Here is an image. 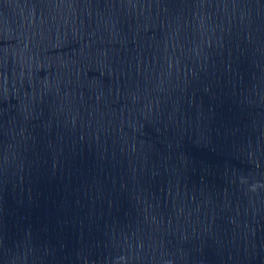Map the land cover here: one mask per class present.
Returning <instances> with one entry per match:
<instances>
[{
    "label": "water",
    "instance_id": "obj_1",
    "mask_svg": "<svg viewBox=\"0 0 264 264\" xmlns=\"http://www.w3.org/2000/svg\"><path fill=\"white\" fill-rule=\"evenodd\" d=\"M0 264H264V0H0Z\"/></svg>",
    "mask_w": 264,
    "mask_h": 264
}]
</instances>
